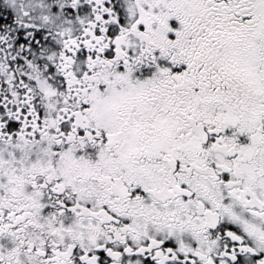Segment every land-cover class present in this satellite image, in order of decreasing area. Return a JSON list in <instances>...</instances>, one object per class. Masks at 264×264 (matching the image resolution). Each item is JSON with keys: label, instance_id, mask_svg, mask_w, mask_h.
Returning a JSON list of instances; mask_svg holds the SVG:
<instances>
[{"label": "snow or ice", "instance_id": "obj_1", "mask_svg": "<svg viewBox=\"0 0 264 264\" xmlns=\"http://www.w3.org/2000/svg\"><path fill=\"white\" fill-rule=\"evenodd\" d=\"M0 264H264V0H0Z\"/></svg>", "mask_w": 264, "mask_h": 264}]
</instances>
